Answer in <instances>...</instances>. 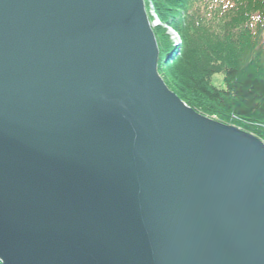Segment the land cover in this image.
<instances>
[{"label":"water","instance_id":"1","mask_svg":"<svg viewBox=\"0 0 264 264\" xmlns=\"http://www.w3.org/2000/svg\"><path fill=\"white\" fill-rule=\"evenodd\" d=\"M158 58L144 0H0L2 264H264V143Z\"/></svg>","mask_w":264,"mask_h":264},{"label":"trees","instance_id":"2","mask_svg":"<svg viewBox=\"0 0 264 264\" xmlns=\"http://www.w3.org/2000/svg\"><path fill=\"white\" fill-rule=\"evenodd\" d=\"M152 2L182 42L177 56L170 36L155 29L161 62L172 55L170 67H159L170 90L205 116L264 142V0Z\"/></svg>","mask_w":264,"mask_h":264},{"label":"rangeland","instance_id":"3","mask_svg":"<svg viewBox=\"0 0 264 264\" xmlns=\"http://www.w3.org/2000/svg\"><path fill=\"white\" fill-rule=\"evenodd\" d=\"M145 2H146V4H147V7H146V12H147V16L149 17V20L152 22L151 24H152V26H153V29L155 30V29H158V28H161L162 30H164L165 32H166V34L168 35V36H170V41L173 43V47H176L177 49H178V54H177V56H180V51L182 50L181 49V41H180V39H179V37H178V35H177V33H175L171 28H169V27H167V26H165V25H163L162 23H161V21H160V19H159V17H158V15L156 14V12H155V8L153 9L151 6H149V4H150V2H151V0H145ZM152 3V2H151ZM169 62V61H168ZM171 64L172 63H168V64H166L165 66H164V69H167L168 67H170L171 66ZM163 74V76L161 75V79L164 81V78H165V73H162ZM164 83H165V81H164ZM165 85L167 86V84L165 83ZM168 87V89H170L169 88V86H167ZM173 93H175V92H173ZM176 94V93H175ZM177 95V94H176ZM192 108V107H191ZM192 109H194V108H192ZM197 113H199L200 115H202V116H205L204 114H202L201 112H199V111H197L196 109H194ZM205 117H207V116H205ZM207 118H209V117H207ZM210 119H212V120H214V121H217V122H219L218 120H216V119H214V118H210ZM220 123V122H219ZM227 126H232V127H235V128H237V129H240V130H242L241 128H239V127H236L235 125H227ZM242 131H244V130H242ZM245 132V131H244ZM247 133V132H246ZM249 134H251V133H249ZM251 135H253V134H251ZM253 136H255V135H253ZM256 137V136H255ZM259 139V138H258ZM260 140V139H259ZM262 141V140H261ZM263 142V141H262ZM264 143V142H263Z\"/></svg>","mask_w":264,"mask_h":264},{"label":"bare ground","instance_id":"4","mask_svg":"<svg viewBox=\"0 0 264 264\" xmlns=\"http://www.w3.org/2000/svg\"><path fill=\"white\" fill-rule=\"evenodd\" d=\"M151 2H152V0H151ZM150 2V4H149V6H151L153 9H154V5H153V2L151 3ZM144 4H145V11H146V7H147V4H146V2H145V0H144ZM147 13V12H146ZM148 17V16H147ZM151 20V19H150ZM149 20V17H148V21H149V24H150V27H151V29H152V32H153V34H154V36L156 35L155 34V30L153 29V26H152V22ZM155 40H156V42H157V38H156V36H155ZM157 46H158V43H157ZM158 50H159V46H158ZM174 57V56H173ZM172 58V55L169 57V58H167V60H162V62H161V60H160V51H159V58H158V63H157V70H158V73H159V67L161 66V65H165V64H167L168 63V61L170 60ZM159 76H160V78H161V75H160V73H159ZM164 82V81H163ZM167 87V86H166ZM168 88V87H167ZM170 90V89H169ZM173 94H175V93H173ZM176 95V94H175ZM177 96V95H176ZM178 97V96H177ZM179 98V97H178ZM180 99V98H179ZM181 100V99H180ZM182 101V100H181ZM183 102V101H182ZM184 104H186L185 102H183ZM187 105V104H186ZM188 106V105H187ZM189 107V106H188ZM191 108V107H190Z\"/></svg>","mask_w":264,"mask_h":264}]
</instances>
